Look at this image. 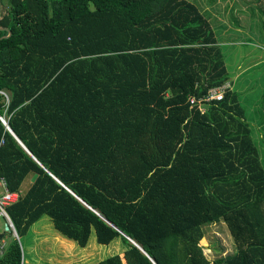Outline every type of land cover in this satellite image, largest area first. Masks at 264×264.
Segmentation results:
<instances>
[{"label":"trees","instance_id":"trees-1","mask_svg":"<svg viewBox=\"0 0 264 264\" xmlns=\"http://www.w3.org/2000/svg\"><path fill=\"white\" fill-rule=\"evenodd\" d=\"M226 83L205 113L188 108ZM0 92L13 133L0 119V179L20 193L6 209L19 238L48 217L81 247L91 232L120 239L124 252L98 264H264L252 122L192 1L0 0ZM219 222L235 252L211 262L200 241ZM0 264H26L19 239Z\"/></svg>","mask_w":264,"mask_h":264},{"label":"rangeland","instance_id":"rangeland-1","mask_svg":"<svg viewBox=\"0 0 264 264\" xmlns=\"http://www.w3.org/2000/svg\"><path fill=\"white\" fill-rule=\"evenodd\" d=\"M190 1L203 11L215 33L231 80L241 92V100L247 108V117L252 122V135L264 168V135L263 139L261 138V134H264V103L259 104V101L264 102V0ZM31 180L32 176L29 175L23 183L24 190L28 188ZM0 233L4 234L6 245L14 238L10 232L4 230V220L1 217ZM55 233L48 217L32 224L19 238L24 262L59 264L52 248L55 247ZM89 245L99 247V257L103 259L110 255V249L111 252H117L119 249L112 250L111 246L96 244L92 232ZM121 246L125 248L123 243ZM200 246L211 262L217 256H228L235 252L230 232L224 222L207 227Z\"/></svg>","mask_w":264,"mask_h":264},{"label":"built area","instance_id":"built-area-1","mask_svg":"<svg viewBox=\"0 0 264 264\" xmlns=\"http://www.w3.org/2000/svg\"><path fill=\"white\" fill-rule=\"evenodd\" d=\"M232 89L230 83H226L221 86L209 88L204 95L201 97L189 96L188 108H194L199 113L203 114L206 112V107L210 102L215 100L220 101L224 98L227 90ZM2 93V92H0ZM6 98L7 95L5 94ZM20 198L19 192H11L8 190L6 182L0 179V217L4 220V230L10 232L15 239H19L18 234L15 232V227L11 222L8 214L6 213L7 207L14 204ZM6 243L3 236L0 234V252L5 248Z\"/></svg>","mask_w":264,"mask_h":264},{"label":"crops","instance_id":"crops-1","mask_svg":"<svg viewBox=\"0 0 264 264\" xmlns=\"http://www.w3.org/2000/svg\"><path fill=\"white\" fill-rule=\"evenodd\" d=\"M261 135L263 136V134ZM55 232L56 233L54 234L53 237L54 238L53 245L55 247L52 248L55 250L53 254H55V256L58 257L57 262L59 264H98V262L103 259L102 257H99V253H100L99 247L89 245V238L87 240L86 245L81 247L73 240L67 239L64 236H62L56 230ZM1 235H3L4 238V234L2 233ZM119 240L120 239H116L113 242H111L109 245H106V246H111L112 250L119 248L117 252H111L110 249L109 256L113 255V253L120 252L119 254H121L122 252H124L125 248L121 246L122 243L120 242L121 240L120 241Z\"/></svg>","mask_w":264,"mask_h":264},{"label":"water","instance_id":"water-1","mask_svg":"<svg viewBox=\"0 0 264 264\" xmlns=\"http://www.w3.org/2000/svg\"><path fill=\"white\" fill-rule=\"evenodd\" d=\"M1 119V121H2V123L7 127V129L9 130V132L13 135V133H12V131L8 128V126H7V123L2 119V118H0ZM16 138V137H15ZM16 139H18V138H16ZM18 141L21 143V141L18 139ZM22 144V143H21ZM23 145V144H22ZM24 146V145H23ZM29 154H30V152H29ZM124 235V234H123ZM3 236V235H2ZM125 236V235H124ZM125 237H127V236H125ZM127 239L131 242V243H133L134 245H136L137 247H139L131 238H129V237H127ZM140 248V247H139ZM141 249V248H140ZM149 257V256H148ZM150 258V257H149ZM151 259V258H150ZM152 260V259H151ZM152 262H153V260H152ZM154 264V263H153Z\"/></svg>","mask_w":264,"mask_h":264}]
</instances>
